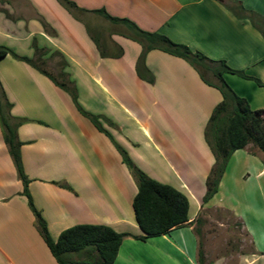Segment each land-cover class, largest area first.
Here are the masks:
<instances>
[{
    "label": "crops",
    "instance_id": "0c3cea01",
    "mask_svg": "<svg viewBox=\"0 0 264 264\" xmlns=\"http://www.w3.org/2000/svg\"><path fill=\"white\" fill-rule=\"evenodd\" d=\"M72 1L82 10L73 13L59 0H0V46L36 58V44L58 73L65 59L81 106L112 123L102 121L113 139L37 68L11 54L0 58L11 113L28 119L18 128L28 190L53 239L77 224H106L131 234L114 264H134L146 248L199 264L196 219L205 209H222L241 220L255 246L243 264H264V251L256 247V230L264 228L262 150L252 143L236 150L217 193L204 202L216 162L205 131L223 100L216 77L210 72L214 79L206 82L184 58L154 48L146 55L154 82L141 78L136 69L141 43L129 37L125 24L93 12L105 9L243 71L246 76H223L256 110L264 109V0ZM91 31L100 33L107 52L121 47L123 54L103 57ZM116 143L149 177L189 197L188 224L145 241L136 238L143 235L133 209L138 185ZM0 264H59L37 227L1 121Z\"/></svg>",
    "mask_w": 264,
    "mask_h": 264
},
{
    "label": "trees",
    "instance_id": "16d2710c",
    "mask_svg": "<svg viewBox=\"0 0 264 264\" xmlns=\"http://www.w3.org/2000/svg\"><path fill=\"white\" fill-rule=\"evenodd\" d=\"M59 1L73 13L82 10L72 0ZM93 12L114 23L125 24L132 32L129 37L141 43L142 52L136 65L141 78L154 82V76L146 66V55L154 48L184 58L199 71L206 82L209 80L205 72H211L216 77L215 86L220 89L223 100L214 109L205 131L206 140L215 154L216 162L207 179L204 202L209 201L217 193L227 164L236 150L252 143L259 147L264 154V109H252L248 101L238 95L223 76L225 72L246 76L243 71L231 68L224 60H211L185 44L174 42L164 34L144 31L129 19L111 16L105 9H96ZM91 37L103 57H119L123 54L121 47L115 53L107 52L98 31H91ZM35 50L37 57L32 58L21 56L7 46H0V58L11 54L37 68L56 85L67 91L78 110L89 117L100 131L113 139L111 133L101 125L100 115L85 110L79 103L77 85L65 71L67 61L62 59L60 72L53 74L47 68V61L44 58L47 51L39 48L36 44ZM54 55H61V53L55 52ZM12 107L13 104L0 79V121L5 141L18 174L24 183V194L28 197L29 205L36 216L37 227L57 262L59 264H114L123 240L131 234L118 232L106 224L83 223L63 230L56 240L51 236L45 219L34 205L28 190L29 180L23 168L21 156L23 142L19 139L18 128L28 119L13 116ZM116 146L122 155L123 162L136 178L138 185V192L133 200V209L143 235L136 236V238L145 241L149 237L169 234L173 229L188 224L190 220L189 197L174 186L149 177L135 165L125 149L117 143ZM87 251L90 254L79 259L71 256V254L79 255ZM199 260L201 261V251Z\"/></svg>",
    "mask_w": 264,
    "mask_h": 264
},
{
    "label": "rangeland",
    "instance_id": "374dc122",
    "mask_svg": "<svg viewBox=\"0 0 264 264\" xmlns=\"http://www.w3.org/2000/svg\"><path fill=\"white\" fill-rule=\"evenodd\" d=\"M47 67L52 73L58 74V70L55 68ZM205 73L208 78H213L210 72ZM89 120L91 119L89 118ZM99 121L103 127L102 121L112 124L103 116H100ZM195 230L200 240L201 261L199 264H243L247 262L245 258L248 255L256 252L255 246L252 244L243 223L229 211L222 209L203 210L196 219ZM256 231V247L264 251V228L257 229ZM89 254L90 252L87 251L77 256L82 258ZM71 256H75V254H71ZM134 264H189V262L177 257L162 258L156 254H152L146 248L143 251L142 257L140 255L137 256Z\"/></svg>",
    "mask_w": 264,
    "mask_h": 264
}]
</instances>
